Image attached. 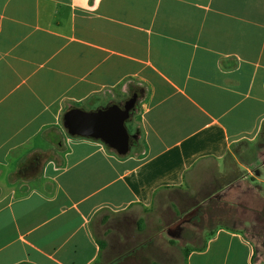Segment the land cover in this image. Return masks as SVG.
<instances>
[{"label":"crops","instance_id":"1","mask_svg":"<svg viewBox=\"0 0 264 264\" xmlns=\"http://www.w3.org/2000/svg\"><path fill=\"white\" fill-rule=\"evenodd\" d=\"M130 89L134 150L69 133ZM263 133L264 0H0V264H261L246 232L172 252L134 219Z\"/></svg>","mask_w":264,"mask_h":264},{"label":"rangeland","instance_id":"2","mask_svg":"<svg viewBox=\"0 0 264 264\" xmlns=\"http://www.w3.org/2000/svg\"><path fill=\"white\" fill-rule=\"evenodd\" d=\"M132 93L130 89L127 95L116 100L124 105ZM135 110L127 121L131 150H134L135 142ZM243 147L245 153L240 149L233 150L221 163L212 161L208 168L199 170L184 186L164 190L154 208L144 214L142 226L134 219V231L162 234L154 244L157 248L163 246L165 250L175 252L183 247L188 250L203 248L221 228L237 229L258 238V252L263 255L257 256L256 261L264 264V204L260 195L258 197L257 192H250L247 187L251 177L246 179L247 189L243 184V176L247 174L244 164L254 162L259 152L264 155V133L256 144ZM163 233L174 235L175 239L170 241Z\"/></svg>","mask_w":264,"mask_h":264},{"label":"water","instance_id":"3","mask_svg":"<svg viewBox=\"0 0 264 264\" xmlns=\"http://www.w3.org/2000/svg\"><path fill=\"white\" fill-rule=\"evenodd\" d=\"M137 99L138 94H135L124 105L113 103L93 112L73 108L66 113L65 125L72 135L100 139L108 147L125 155L132 145L127 121Z\"/></svg>","mask_w":264,"mask_h":264}]
</instances>
